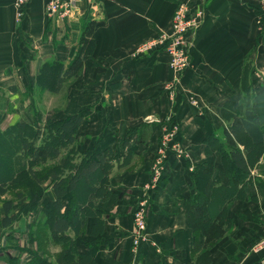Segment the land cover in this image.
<instances>
[{"label": "crops", "instance_id": "obj_1", "mask_svg": "<svg viewBox=\"0 0 264 264\" xmlns=\"http://www.w3.org/2000/svg\"><path fill=\"white\" fill-rule=\"evenodd\" d=\"M15 1L0 0V108L11 109L3 118L38 122L82 113L79 146L97 151L113 147L120 155L126 151L120 139L136 129L131 157L126 165L116 163L111 175L115 202L109 207L99 200L100 215L90 216L75 237L78 251L92 259L81 264H204L192 254L189 197L203 189V173L198 180L196 174L199 164H210L214 185H220L221 151L208 149L205 138L212 133L225 142L222 108L240 103L245 75L255 92L264 93V33L257 24V0H195L205 18L189 35L191 65L182 72L169 64L162 48L135 53L143 42L172 32L182 0H68L72 12L64 17L49 13L53 0H28L20 8ZM92 20L98 25L91 56L80 73L55 91L56 84L46 85L47 69L55 62L70 64ZM168 81L177 84L174 94L166 88ZM45 91L52 96L49 103H44ZM47 105L51 110L45 112ZM172 123L179 125L183 152L168 153L163 178L149 200V239L136 253L132 214L150 181L162 135ZM250 176L241 197L229 201L231 224L212 247L210 264H264V254L252 249L264 237V153ZM48 197L53 198L51 188ZM199 237L204 239L202 233ZM5 248L7 256L18 254ZM60 249L51 245L52 264H57ZM20 255L18 264H25L28 254ZM5 257L0 253V264H12Z\"/></svg>", "mask_w": 264, "mask_h": 264}, {"label": "trees", "instance_id": "obj_2", "mask_svg": "<svg viewBox=\"0 0 264 264\" xmlns=\"http://www.w3.org/2000/svg\"><path fill=\"white\" fill-rule=\"evenodd\" d=\"M97 25L96 20L87 24L67 67L60 62L50 65L45 73L46 85L56 84L54 90L59 91L62 81L82 71L94 49ZM244 80L240 103L237 106L227 103L222 108L227 122L225 142L212 133L205 138L208 149L216 147L221 151L224 169L218 176L220 185H214L217 182L213 167L199 164L196 174L198 180L203 173L200 178L203 189L199 188L189 197L187 213L195 234L192 254L204 264H210L212 247L228 233L229 201L241 197L251 181V169L264 153V93L251 88L247 75ZM83 121V114L75 113L62 119L48 118L41 127L17 120L0 131V198L19 188L16 198L2 200L1 227L12 229L22 214L29 215L40 207V217L31 225L28 235L36 242L35 250L22 247L17 234L5 236L6 247L31 253L25 264H52V244L61 247L55 254L57 264L92 261L78 251L75 237L86 228L90 216L100 215L96 206L99 200L107 201L109 207L115 202L116 195L110 189L111 175L116 163L126 165L131 157L136 129L120 139V146L126 150L123 155L113 147L101 151L87 148L81 152L76 142ZM49 179L53 198L45 196L44 184ZM16 199H26L18 211L14 208ZM200 233L204 235L203 240ZM17 257L11 256L9 261L14 264L18 262Z\"/></svg>", "mask_w": 264, "mask_h": 264}, {"label": "built area", "instance_id": "obj_3", "mask_svg": "<svg viewBox=\"0 0 264 264\" xmlns=\"http://www.w3.org/2000/svg\"><path fill=\"white\" fill-rule=\"evenodd\" d=\"M28 0H16L20 8ZM258 20L257 24L262 33H264V0H257ZM48 11L50 14H59L67 16L72 12L71 2L68 0H53L49 3ZM22 15V12L19 13ZM205 18L204 8L197 4L195 0H182L178 5L172 24V32H161L157 36L140 44L135 53L146 54L156 48H162L170 57V65L181 72L190 65L191 41L189 35L196 31L203 23ZM175 81H168L166 88L172 94L175 93ZM195 102V100H193ZM196 103V102H195ZM180 130L177 123H172L162 135L159 150L155 156L152 165L151 178L144 189L142 195L133 211L134 232L133 250L138 253L141 242L149 239L147 233V217L151 192L156 189L162 178L166 167V161L170 150L181 154L183 151L178 142V131ZM253 251L264 254V237L258 238L252 245Z\"/></svg>", "mask_w": 264, "mask_h": 264}, {"label": "rangeland", "instance_id": "obj_4", "mask_svg": "<svg viewBox=\"0 0 264 264\" xmlns=\"http://www.w3.org/2000/svg\"><path fill=\"white\" fill-rule=\"evenodd\" d=\"M137 49V48H136ZM190 58H191V55H190ZM190 65H191V59H190ZM190 65L188 66V67H190ZM187 67V68H188ZM187 68H185L184 70H186ZM184 70H182V71H184ZM181 71V72H182ZM51 94L49 93V92H46L45 91V94L43 95L44 96V98H45V101H44V103H49L48 101H51V97L52 96H50ZM59 98H60V96H59ZM61 104V103H60ZM39 107V106H38ZM37 107V108H38ZM13 110H14V108H12ZM43 109H44V111L46 112V110H51V107H49L48 105L47 106H43ZM11 109L10 108H8V109H4V108H0V131L1 130H3L4 128H6L7 126H9V124H11V123H13V122H15V121H13V119L15 118H12L11 120H9L10 118L9 117H6L5 116V118H3V116H4V114H5V112L6 113H8V111H10ZM15 111V110H14ZM45 116V115H44ZM19 118H22L21 116H17V119H19ZM31 122H33V124H34V126H43L44 125V122H45V120H43V121H41L40 119H39V121L37 122L36 120H34V121H31ZM37 122V123H36ZM79 135V134H78ZM77 135V136H78ZM81 141H83L82 140V138H79L78 140H77V146H78V149H79V151H81V152H83V150H84V148H82V147H80L79 146V144H80V142ZM66 151V150H65ZM64 152V151H63ZM50 163H52V161H50ZM52 184V180L51 179H49V180H47L46 181V183L44 184V188H45V196H48V194H49V191H50V188H51V185ZM17 192H19V188L17 189H15L14 191H10L6 196H4V197H2V198H0V221H1V219H2V216H3V210H2V207H1V205H2V200H4V198H16V195H17ZM26 201V199H16V201H15V203H14V208H15V211H18L19 210V208L21 207V205H23V203ZM215 210V209H214ZM214 212V211H213ZM40 217V207H38V209L36 208V210H35V212L33 211L31 214H29V215H24V214H22L21 215V218L20 219H18L17 221H15L14 222V224H13V228L12 229H10V228H6V229H4L3 227H1V225H0V253L2 254V255H6V257H5V260H11V258H9V257H11L10 255H8L7 256V252H6V250H7V248H5V243L7 242V240H6V238H5V236L7 235V234H17L19 237H20V239H19V241H20V244H21V241L23 240V238H24V240H23V242H22V244H21V246L22 247H25V248H34V250H35V248H36V246H35V243L36 242H34V241H31L30 240V237L28 236L29 235V232L27 233V230H26V228L27 227H31V225L34 223V222H36L37 220H38V218ZM28 223V224H27ZM18 242V241H17ZM24 243V244H23ZM7 244V243H6ZM7 246V245H6ZM20 246V245H19ZM22 249H24V248H22ZM17 253L19 254V258L18 259H20V257H21V255L20 254H24V255H26V254H28V255H26V257L28 256L29 257V259H30V252H27V250L25 251V250H19V249H17ZM18 254H16V255H18ZM15 255V256H16ZM24 257V256H23ZM22 257V258H23ZM28 259V260H29ZM21 260V259H20ZM27 260V261H28ZM18 262H19V260H17ZM10 262V261H9ZM18 262H15L14 264H18ZM13 264V263H12Z\"/></svg>", "mask_w": 264, "mask_h": 264}]
</instances>
